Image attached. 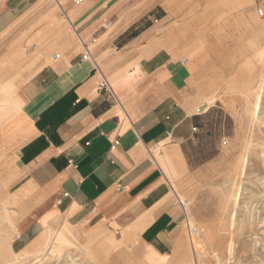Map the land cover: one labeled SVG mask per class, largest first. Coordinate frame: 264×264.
<instances>
[{"label":"crops","instance_id":"obj_1","mask_svg":"<svg viewBox=\"0 0 264 264\" xmlns=\"http://www.w3.org/2000/svg\"><path fill=\"white\" fill-rule=\"evenodd\" d=\"M170 5L0 0V40L9 53L23 43L31 69L17 86L30 124L12 182L19 239L43 225L42 237L60 216L119 234L147 264L184 245L169 175L200 114L183 98L195 59L166 27ZM80 40L95 62L82 59ZM100 72L116 100L99 89Z\"/></svg>","mask_w":264,"mask_h":264},{"label":"rangeland","instance_id":"obj_2","mask_svg":"<svg viewBox=\"0 0 264 264\" xmlns=\"http://www.w3.org/2000/svg\"><path fill=\"white\" fill-rule=\"evenodd\" d=\"M170 2L166 27L195 59L184 70L183 98L199 104L200 115L169 180L189 202L198 235L189 236L182 219L184 245L164 264H264V17L254 0ZM9 46L8 37L0 40V264H147L119 234L79 229L60 216L42 237L43 225L17 237L12 182L30 126L17 86L31 69L23 43L10 53Z\"/></svg>","mask_w":264,"mask_h":264},{"label":"built area","instance_id":"obj_3","mask_svg":"<svg viewBox=\"0 0 264 264\" xmlns=\"http://www.w3.org/2000/svg\"><path fill=\"white\" fill-rule=\"evenodd\" d=\"M254 1L256 2L255 3V14H256V16L263 18L264 17V0H254ZM108 25H110V22L108 23ZM80 42L83 45V49H84V53L82 54V59H85V60L88 59V60L95 62L94 59L91 57V54H90L88 48L86 47L85 43L81 40H80ZM100 76H101V82L99 85V89L104 90L106 93L109 94V96L112 99L116 100L114 92L111 88V84L108 82V80L105 78V76L101 72H100ZM193 130H195V128H193ZM148 153L150 156H152V152L150 149H148ZM177 203H178L180 210L182 211L184 218L186 220V216H187V211H186L187 204H186V202L184 200L178 198ZM192 229L193 228L190 225H187V230H188L189 236L191 234H193L194 229L193 230Z\"/></svg>","mask_w":264,"mask_h":264},{"label":"bare ground","instance_id":"obj_4","mask_svg":"<svg viewBox=\"0 0 264 264\" xmlns=\"http://www.w3.org/2000/svg\"><path fill=\"white\" fill-rule=\"evenodd\" d=\"M59 3H57V5H58ZM202 105V104H201ZM199 107V106H198ZM197 107V108H198ZM201 108H203V110H205L206 109V106L203 104V106L201 107ZM246 162V160H245V158H243V164ZM171 176L169 175V178H170ZM236 199H237V195H235V202H236ZM185 202H186V204H187V208H186V211H187V216H186V219H187V221H188V223H187V225L189 224L192 228H193V226H192V216H191V209H190V212H188V208H190L189 207V202L188 201H186V200H184ZM190 217H191V219H190ZM194 229V234L195 235H198V230L197 229H195V228H193ZM192 229V230H193ZM193 243V242H192ZM69 255V254H68ZM70 260V259H69ZM70 262L71 263H69V264H76V261L74 260V259H72L71 258V260H70ZM79 264V263H78ZM87 264H93V263H91V262H87Z\"/></svg>","mask_w":264,"mask_h":264}]
</instances>
